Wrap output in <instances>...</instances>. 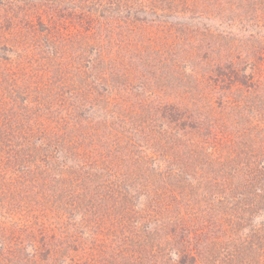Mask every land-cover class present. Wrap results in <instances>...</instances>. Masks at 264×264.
<instances>
[{
	"label": "rangeland",
	"instance_id": "rangeland-1",
	"mask_svg": "<svg viewBox=\"0 0 264 264\" xmlns=\"http://www.w3.org/2000/svg\"><path fill=\"white\" fill-rule=\"evenodd\" d=\"M199 1L204 4L208 2ZM214 1L218 2V10L211 6L210 10L205 9L207 13H201L198 9L190 12L187 9H191L189 0H25L18 3L17 18L14 14L10 21L19 28L23 24L22 16L25 12H32L36 5H42L43 9L41 6L36 9L34 19L41 15V19L36 21V28L41 37L45 36L40 40L41 50L44 52L35 46L19 51L16 49L12 55L15 63L25 62L28 75L32 72L41 73L44 90L46 85L52 89L60 84L61 87L70 86L74 91L81 89V92L59 93V100L64 102V105H60L61 108L47 103V99H51V91H47V97L42 102L31 101L29 104L30 110L32 107H41L43 115L39 124L46 122L49 110L53 112V108H57L54 114L67 119V130L72 133V140L67 139L62 143L54 154V161L49 163L48 160L45 168L35 167V163L42 164L37 157L29 162L26 172L19 171L21 160L26 159L27 154L34 153L32 148L36 145H20L22 138L17 137L13 144L16 148H13L12 144L4 142L6 138L2 141L0 139V264L29 262L18 259L16 249L21 247L19 230L31 221L37 222L35 229L41 230L31 238L32 242L30 235L26 238L27 257L33 260L30 264H82L83 260H88L87 264H127V260L133 262L142 253L159 257L157 248L163 244L157 238L167 235L166 233L174 239L167 246L169 251H173L169 259L171 263L177 260L178 254L174 250L176 236L179 237L182 231L181 237L186 241L190 240L188 236L193 233V237L195 236L198 231L196 225L192 224V231L189 233L183 229L191 224L186 221L190 217L187 214L189 206L194 207L195 211L197 208L195 203L180 201L176 204L177 208L170 207L168 211L161 206V196L168 189L180 193L176 196L179 199H189L191 192L192 197L196 195L193 188L184 187V181L189 180V176L172 171V168L184 165L191 166L196 175H202V171L198 174L195 167V161H201V158L191 153L202 137L199 134L186 137V131L193 129L189 127L190 123L196 127L201 126L199 131L212 132L211 141L215 139V146L227 150L225 146L228 134L237 131L241 124L240 114L243 113L242 108L236 106L238 102L234 100L233 94L240 95L245 90L237 87L229 90L226 86L223 87V82H213L214 73L211 70L217 64L223 73L222 59L226 56V63L231 61L228 56L237 55L241 56L236 59L237 67L244 64L242 56H246V52L241 48L231 52V41L232 46H238L240 41L251 34L264 39V0ZM228 7L237 8L226 12ZM234 11L244 18L241 23L245 26L237 21L238 16ZM41 23L53 28L49 39L56 41L54 53L47 50H51L53 45L43 44L47 33L41 32ZM23 30L24 28L15 31L7 29L0 32V37H4L5 44L9 45L7 48H11L13 43L9 41L24 38ZM170 30L184 44L177 47L176 44L173 48L160 45L158 36L167 37ZM3 49L0 52H4ZM249 51L255 53L250 58L251 62L262 69L264 64L260 58L261 52L254 46ZM173 53L176 55L171 57ZM20 54L22 57L16 59ZM188 55L190 59H187ZM251 71L247 65L240 75L243 78L245 73ZM262 71L264 72L263 69ZM9 76L13 77L3 72L1 82L5 90L11 87L19 89L25 83L21 77L10 79ZM170 77L177 81L176 90L171 89V85L164 90L173 93L176 91V94L172 99H162L158 93H166L162 87L169 84ZM91 87L95 89L92 90ZM83 88L87 90L83 92ZM98 93L102 97L104 94L107 100L98 97ZM231 101L235 104L231 105ZM165 103H178L180 107L183 105L181 120L189 122L186 127L176 126L168 121V113L167 116L163 113ZM25 104L23 103L22 108ZM18 108L20 109L19 105ZM31 114L20 113L18 120L1 123L0 135L9 133L5 129H21L22 132L29 129ZM151 116L153 120L150 122ZM145 120L147 123H144ZM133 124L145 125L134 128ZM37 127L34 129L36 132ZM250 130L259 132L260 124ZM147 135L150 138L145 142H138V139L143 141ZM108 137L113 141L108 140ZM132 137L136 138L130 140ZM260 137L264 139V132L260 133ZM175 140H181L179 146L175 145ZM235 140L236 137L233 141ZM185 141L188 144L185 145ZM108 148L113 149L106 156ZM239 150L241 151L238 137L235 153L240 152ZM228 160L242 165L241 156L234 157L233 161L228 156ZM58 164L59 167H55ZM68 169H82V172L91 173L87 176L90 178L97 174V182L107 183L115 190L120 204L123 202V195L125 200L133 199L136 208L145 206L144 214L148 213L145 222L148 226L144 231L135 230L138 233L137 239H125L124 243L115 241L110 247L105 246L106 243H111L106 240L110 237L107 238L105 233L112 230L108 227L106 215L101 213L102 207L100 212L96 209L95 214L79 208L70 209L72 199L76 203L75 197L69 193L53 192L70 182L72 174H68ZM147 173L154 176L163 173L164 177L153 184L146 177ZM80 177L81 175L72 184V189L79 184ZM201 177L198 176V179ZM19 183H22V188L30 189L31 198L11 193V186L19 188ZM198 183L195 180V187ZM39 193H43L45 201L37 205L35 201ZM33 194H36L35 197ZM63 199L65 203L62 202ZM65 204L69 207L66 208ZM103 204L105 201H102ZM46 206L51 210H45ZM66 211L70 214H65ZM60 213L71 219L72 225H77L74 231L63 228L60 223L62 217L58 215ZM253 221L256 227L264 221V209L255 213ZM43 234L54 235L52 240L57 241L55 247L59 248L56 252L44 254L49 247H40L46 242L40 240ZM145 244H148L147 251L144 250ZM117 245L122 247L112 255V249ZM153 245L155 246L152 247ZM72 247L78 249L74 250ZM105 248L109 251L107 256L102 253ZM83 255L85 258L78 260ZM207 256L209 260L224 259L222 253ZM166 258L168 255L159 257L156 264H169L168 260L164 262Z\"/></svg>",
	"mask_w": 264,
	"mask_h": 264
},
{
	"label": "trees",
	"instance_id": "trees-1",
	"mask_svg": "<svg viewBox=\"0 0 264 264\" xmlns=\"http://www.w3.org/2000/svg\"><path fill=\"white\" fill-rule=\"evenodd\" d=\"M23 1L25 0H0V9L2 8V11H0V20L4 21V23L0 21V32H4L7 29H9V31H11V29L15 31L20 28L21 30L24 28V38H22L21 40L18 39L9 41L13 42L11 44V48H7L9 45L8 43L5 44V38L2 36L0 37V50L3 49L1 47H4L3 51L5 50L4 52H0V124L18 120V114L20 113H32L29 120L30 128L25 129L24 132H22L21 129L7 130L4 128L9 133H2L0 135V139L2 141L6 138L4 142L6 144H12L13 148H16V146L13 144L17 137L22 138L20 145H22L23 143H30V145L34 143L36 145H34L35 147L32 148V151L34 153L27 154L26 159L21 160L22 165H19V171L26 172L29 168V162L33 161L37 157L40 161H42V164L35 163V167L45 168V164L48 160L49 163L50 161H54V154L62 145V143L66 142L67 139L72 140V133L67 130V119L64 116H58L54 114V111L57 108H53V112L49 110V112H47V114L49 113V117L46 118V122L39 124L38 122H40V119L43 115V113H41V107L39 109L32 107V110H30V102H42V100H45L47 97V91H51V99L48 97L49 99H47V103H51L52 106H62V104L64 105V102L62 100H59V93L64 94L69 92L78 94L79 92H81V89L78 91H74L70 86L62 85L61 87V85L59 84L57 86H53L52 89H50L46 85L44 87V90L42 88L41 73L32 72L30 75H28L27 71L25 70V62L15 63V59L12 55L16 52V49L19 51L22 49H27L28 47L35 46L36 48H39L40 51H43L41 50L42 46L40 44V40L45 36L44 35L41 37L39 35V31H37L36 28V25L38 24L36 23V21L41 19V15L39 14V16L34 19L36 9L40 6L43 9L42 5H36L34 8H32V12H25L24 16H22L23 24L21 27L18 28L17 24L14 25V22L10 21L12 15L14 16V14L17 18V5L19 2ZM189 1L191 2V9H187L190 12L198 9L201 13H207L206 10H208L211 6V8L215 7L216 10H218V2L214 0H208V2L205 4L199 0ZM236 8L237 7H228V11L226 12H232V10ZM223 10H226V8L223 7ZM234 14L238 16V18H236L235 16L234 18H236L237 21L242 24L241 22L244 18L237 11H234ZM40 22L41 21H39V23ZM41 24V32L46 31L47 33L43 44L46 43V45H53L54 47L51 50L49 48L47 50L54 53V48L57 47V44L55 43L56 41L49 39V35L52 32L53 28L47 26L44 23ZM242 25L245 26L244 24ZM165 29L167 35V28ZM245 30L247 31V28H245ZM168 35L169 36L167 37L158 36L160 39V45L173 48V46L176 44H178L176 45V47L180 44H184V41L180 37H177L175 32L170 30L168 32ZM243 40L244 41H240L238 46H232L231 41V52L236 50V48H241V50L246 52V56H242V59L244 60L243 65L237 67L236 63V59L241 56H228L231 61L227 63L225 61V59H227L226 56L222 59L224 60L223 73H221L222 71L218 69L217 64L215 68L211 70V72L214 73L213 82H223V87L226 86V89L229 90L233 89L234 87L245 90L244 92H241L240 95L233 94L235 96L234 100L238 102L236 106L242 108L243 112L242 114H240V126L235 133L228 134L227 143L225 146L227 150H225L221 149L220 146H215V139L211 141L212 132H207V130L205 132H201L198 130V128L201 126L196 127L193 123H190L189 127H192L193 129L186 131V137L190 135L194 136L197 134L202 137V139L199 140L196 145H194L197 152L194 149L191 150L192 154L201 158V161H195L197 162L195 167L198 174H200L202 171V175H196V172L192 171L191 166L188 167L184 165H178L172 168V171H177V173L188 175L190 179L184 181V187L193 188L195 190L194 192H196V195L192 197L191 192L189 199H179L176 196H179L180 193H176L174 190L168 189V192L163 193V195L161 196V206H164L168 211L170 207L177 208L176 204L180 203V201H185L186 203H195L197 208V210L195 211L194 207L192 208L189 206L190 210L187 212V214H190V217L186 221L191 222V224H188L187 228L183 229L184 231L189 233L190 231H192L191 227L193 225H196L198 231L196 232L195 236L193 237L194 233L188 236L190 239L189 241H186L183 237H181L183 231L179 237L176 236V245L174 247V250L175 253L178 254L177 260L171 263V260L169 259L171 257L170 254L173 251H169V248L167 246L171 244L172 235L167 236L168 233H166L167 235H162L161 238H157L161 241V244H163L157 248V251L160 255L159 257L163 258L165 255H168V258H166L164 262L168 260L167 262L169 264H264V221H262L257 227L255 226V223L253 221L255 213L264 209V139L260 137V133L264 132V72L262 71V69L264 70V67H262L261 69V66H255L251 62L250 58L252 55H255V53H253V51H249L253 46L256 50L260 51V58L263 61L262 63L264 64V44H262L264 43V39L257 37V35L251 34ZM175 52L177 53V51ZM174 55L176 54L173 53L170 56L172 57ZM20 57H22V54L17 55L16 59ZM45 58L48 59L47 57ZM172 59L173 58H169V60ZM187 59H190L189 55ZM247 65H249L252 71L248 74H242V78L240 74L243 72L244 68ZM3 72H5V75H13V77H15L16 79H20L21 77V79L25 81V83H23V86L19 87L20 90L15 87H11L6 90L3 89L1 82ZM219 74L220 76H218ZM13 77L9 76L10 79H13ZM176 83L177 81H174V79H171L170 77L169 84L166 85V87H162V90L166 93H158L159 96L162 99H164V97L172 99V97L176 94V91L173 93L167 92L164 89L168 88L171 85V89L176 90ZM83 89V92L87 90L85 88ZM91 89L94 90L95 88L91 87ZM98 94V97H102L101 93ZM55 97H57L58 99ZM102 100H107V98L104 97V94ZM23 103L26 104L22 108ZM230 103L231 105L235 104L232 101ZM165 104L166 107L163 108V113L165 112L166 116L168 113V121L172 122L176 126L180 125L181 127H186V124H188L189 122L181 120L184 114L183 105L182 107H180L178 103ZM18 105L20 106V109L18 108ZM61 106L59 108H61ZM35 111H40V113H36ZM152 120L153 117L151 116L150 122ZM186 120H188V118H186ZM238 122L240 123V121ZM144 123H147L146 120L144 121ZM258 124H260L259 132L250 130ZM133 125L134 128H137L138 126H143L145 124ZM36 127L38 132L34 130ZM235 137L237 140L238 137L240 138L241 151L239 150L240 152L238 153H235V145L237 143V140L233 141ZM133 138L136 137H132L129 139L132 140ZM147 138H150V135L145 136L143 138V141H141L142 139H138V142H145ZM209 138L210 140H208ZM108 140L113 141L111 137H108ZM175 141V145L179 146L181 140ZM184 143L186 145L187 142L185 141ZM37 144H39L40 146H37ZM217 144H219V140L217 141ZM112 149L113 148H108V150L106 149V156H109L111 154ZM223 150L225 151L224 153ZM233 155L234 157L241 156L240 163L242 165L237 164L236 161L229 162L228 156H231V159L233 161ZM26 164H28V166ZM55 167H59V164L55 165ZM72 170L73 171H70V169H68V174H72L70 182L68 181L67 184L68 187L67 185H65L53 191L65 193L67 195L69 193V195L75 197L76 203L71 197H69L73 201V203L70 204L72 207H69L66 204L65 207H69L70 209L79 208L80 210H84V212H92L93 214H95L96 209L98 212H100L102 207L101 213H104V215H106L108 227L112 230L111 232L105 233L107 235V238L110 237V239L106 240H109L108 242H111L110 244L106 243L105 246L108 245V247H110L115 241L124 243L125 239H137L136 236H138V233H135V230H137L138 232L144 231L145 227L148 226V223L145 222L147 220L146 215H148V213L144 214L145 206H143L142 208H136L134 200L131 198L125 200L122 193L121 195L123 198V202L122 204H120L119 201H117L115 190L110 188L107 183L100 184L97 182V174L90 178L87 176L91 175V173L87 174L84 171L82 172V169ZM30 174L32 175V172ZM80 175L81 177L79 184L76 185L75 189H72V184L78 180V177ZM157 175L158 176H154L147 173L146 177L150 178L154 182L153 184H155L156 181H161L164 177L163 173ZM167 176L169 177V174H167ZM198 176H202L201 179H198ZM126 180L129 181L127 177ZM195 180L199 182L196 187L194 185ZM21 184L19 188H14V185L11 186V193L14 194L15 192L19 194L20 197L31 198L30 189L22 188ZM146 184H149V182H146ZM105 187H107V189ZM13 188L15 190H13ZM33 195L35 197L36 194ZM197 195L198 197H196ZM37 196L38 199L37 201H35V204L37 203V205H39L40 203L45 201L43 193H39V195ZM156 198L158 197L156 196ZM149 200L150 198L148 199V201ZM102 201H105V204L102 205ZM62 202L65 203L64 199ZM197 203L200 205H198ZM45 210L51 209L46 206ZM65 214L70 213L66 211ZM65 214H58L62 217V220L60 222L61 225L66 230L69 229L70 231H74L77 225H72L70 223L71 219H69ZM25 222L28 221L25 220ZM35 226H37V222L31 221L25 223L18 232L19 244H21V247L18 250L16 249L17 257L20 260L29 261L28 263L24 264L32 263V259L27 257L25 242L27 241L26 238L28 235H30V242H32L31 238L37 235V233L41 230L35 229ZM61 231L64 232L63 229H61ZM170 234L173 233L170 232ZM53 238L54 235L46 236L43 234L41 236L40 240H45L46 242L42 243L40 247H49V249H47L44 254L50 251L56 252L57 249H59L55 247L57 241H53ZM150 241H148V243ZM164 242L166 243L164 244ZM119 245L113 247L112 255L117 253L118 248L122 247ZM147 246L148 244L144 245V250H146ZM154 246L155 245H153L152 247ZM165 246L166 248H164ZM73 249L75 250L78 248ZM102 253H106L107 256L109 251L107 248H105L104 252ZM215 253H222L224 259L221 260L218 258H212L209 260L207 255H212ZM159 257L155 255L151 256L149 253H142L141 256L135 258L133 262H131L130 259L127 260V264H129L130 262V264H144L145 262L146 264L148 262H150V264H156ZM84 258L85 256L83 255L78 260H83ZM87 263L88 260L82 261V264Z\"/></svg>",
	"mask_w": 264,
	"mask_h": 264
}]
</instances>
